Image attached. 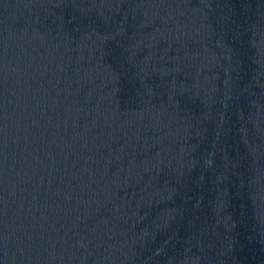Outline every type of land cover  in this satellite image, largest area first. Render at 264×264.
<instances>
[{
    "label": "water",
    "instance_id": "95a60500",
    "mask_svg": "<svg viewBox=\"0 0 264 264\" xmlns=\"http://www.w3.org/2000/svg\"><path fill=\"white\" fill-rule=\"evenodd\" d=\"M0 264H264V0H0Z\"/></svg>",
    "mask_w": 264,
    "mask_h": 264
}]
</instances>
